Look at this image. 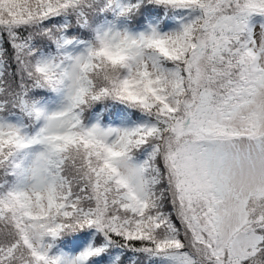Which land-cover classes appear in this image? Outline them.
<instances>
[{"label":"snow or ice","instance_id":"snow-or-ice-1","mask_svg":"<svg viewBox=\"0 0 264 264\" xmlns=\"http://www.w3.org/2000/svg\"><path fill=\"white\" fill-rule=\"evenodd\" d=\"M0 264H264V0H0Z\"/></svg>","mask_w":264,"mask_h":264}]
</instances>
